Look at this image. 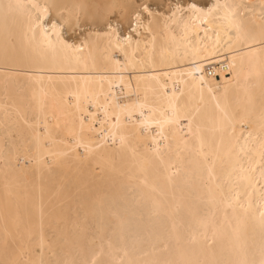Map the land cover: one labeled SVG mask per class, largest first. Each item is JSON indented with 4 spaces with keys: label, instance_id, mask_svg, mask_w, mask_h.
I'll use <instances>...</instances> for the list:
<instances>
[{
    "label": "bare ground",
    "instance_id": "1",
    "mask_svg": "<svg viewBox=\"0 0 264 264\" xmlns=\"http://www.w3.org/2000/svg\"><path fill=\"white\" fill-rule=\"evenodd\" d=\"M18 2L0 11V264H260L264 0L209 2L239 35L223 9L141 8L71 48L32 4L74 21L131 3L0 0Z\"/></svg>",
    "mask_w": 264,
    "mask_h": 264
},
{
    "label": "snow or ice",
    "instance_id": "2",
    "mask_svg": "<svg viewBox=\"0 0 264 264\" xmlns=\"http://www.w3.org/2000/svg\"><path fill=\"white\" fill-rule=\"evenodd\" d=\"M32 8H35L37 10H40V15L34 16L31 11L27 12V15L29 17V20L33 27H35L37 21H43L46 23L45 15L49 13L50 10L55 9L57 7H60L59 5L52 4V5H45L41 6L38 4H32ZM77 8L80 6L77 5ZM87 7V6H85ZM110 8H116V5H109ZM119 7L124 8L127 10L128 8H133L135 10V15L132 14L130 11H126L125 15L131 17L132 27L133 29L136 28V21L139 20L141 15V5L140 4H132V5H120ZM27 8L26 5L23 3H6V4H0V11L3 12L4 18L7 21L9 16L14 14L24 15L25 9ZM167 10L171 13L172 18L177 17H183L185 14H197L200 16L207 17L210 14H214L216 12H219L221 9L225 11V19L228 20L229 25L235 27L237 34L239 35L242 30L241 23L236 20L233 16L232 11L230 10L232 6L227 4H220V3H209L206 6L202 4H198L197 0H182L181 2L177 3H171L169 2L166 5ZM143 12L147 13L149 17H154V12L152 11V7L149 4L143 5ZM123 18V17H122ZM96 24H107L109 29V35H111L114 25L111 19L108 18L107 14L105 15H97L92 16L85 12L84 16L81 17L79 13L76 14L74 21L72 18H67L63 15H60L59 21L56 19H53V23L51 25L53 33L57 35V39L59 40V43L64 45L67 48H71L73 45L71 43V40H74L76 36L71 37H65L64 39H61V36H63V33L60 31V29H63L65 25H67L68 28H70L73 33H76L77 30H80L79 35L81 38L83 37V32L89 31V27ZM40 27L42 29V35H43V23L40 24ZM89 35H91V32H89ZM127 39V37H125ZM262 40H264V37H262ZM51 42V41H49ZM45 133L47 134V126H45ZM77 138H79V134H75ZM261 224L264 226V213H262V219ZM11 264H19L18 261H13ZM260 264H264V259L260 261Z\"/></svg>",
    "mask_w": 264,
    "mask_h": 264
},
{
    "label": "rangeland",
    "instance_id": "3",
    "mask_svg": "<svg viewBox=\"0 0 264 264\" xmlns=\"http://www.w3.org/2000/svg\"><path fill=\"white\" fill-rule=\"evenodd\" d=\"M128 2H130L129 4L132 5V4H140L141 5V8H143V5L144 4H149L151 5L152 7V11H156V12H166L167 11V8H166V5L171 2V3H176V2H181L182 3V0H127ZM211 0H197V3L198 4H202V5H207L209 4ZM117 6V5H116ZM118 7V8H117ZM116 8H112V11L111 13H109L107 16L109 19L112 20L113 22V25H114V28L117 30V32L121 35V36H124L127 32H131V30L133 29L132 27V22L131 20H127V21H122L121 20V12H122V9L119 8V6H117ZM105 10V9H103ZM103 10L102 11H97L93 14V16H97V15H105L103 13ZM133 12H135V10L132 8ZM83 12H85L84 10H82ZM82 11H80V15L81 17H83V14L85 13H82ZM60 15H63L65 16L64 13H60ZM59 16H54L52 12H50L47 16V24L53 22V19H56L57 21H59ZM108 25L107 24H96V25H92L89 27V31H92L95 29V30H98V31H103L105 29H107ZM105 28V29H103ZM89 31H85L83 32L86 33V32H89ZM61 32L63 33V37H71V36H76V38L72 41H75L77 40L80 35H79V32L80 30H77L76 33H73V31L67 27V25H65V27L63 29H61Z\"/></svg>",
    "mask_w": 264,
    "mask_h": 264
}]
</instances>
